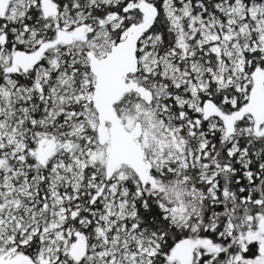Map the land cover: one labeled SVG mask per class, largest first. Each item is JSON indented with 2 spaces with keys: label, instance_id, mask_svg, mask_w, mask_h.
Returning a JSON list of instances; mask_svg holds the SVG:
<instances>
[{
  "label": "snow or ice",
  "instance_id": "obj_1",
  "mask_svg": "<svg viewBox=\"0 0 264 264\" xmlns=\"http://www.w3.org/2000/svg\"><path fill=\"white\" fill-rule=\"evenodd\" d=\"M0 264H264V0H0Z\"/></svg>",
  "mask_w": 264,
  "mask_h": 264
}]
</instances>
